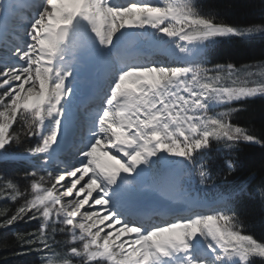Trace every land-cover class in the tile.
Wrapping results in <instances>:
<instances>
[{
  "label": "snow or ice",
  "instance_id": "snow-or-ice-1",
  "mask_svg": "<svg viewBox=\"0 0 264 264\" xmlns=\"http://www.w3.org/2000/svg\"><path fill=\"white\" fill-rule=\"evenodd\" d=\"M255 32L264 21L238 27L197 0H0V160L27 162L0 175V230L38 222L14 243L39 264H264L241 219L250 184L264 212V175H213L236 171L242 142L264 146L230 122V105L264 96V62L205 55Z\"/></svg>",
  "mask_w": 264,
  "mask_h": 264
},
{
  "label": "trees",
  "instance_id": "trees-1",
  "mask_svg": "<svg viewBox=\"0 0 264 264\" xmlns=\"http://www.w3.org/2000/svg\"><path fill=\"white\" fill-rule=\"evenodd\" d=\"M198 4L214 8L218 19L238 27H250L264 21V11L261 5L264 0H197ZM211 63H234L237 67L242 64H254L264 61V35H247L245 37H222L206 52ZM242 109L234 112L230 122L238 126L254 130L258 137L264 136V96L246 98L242 102L230 105ZM221 109L227 111L228 106ZM16 152L17 149H13ZM237 169L225 175V170H217L213 175L223 187L233 183H243L250 173L258 177L264 175V146L242 142L235 151ZM27 166L22 158L0 160V175H14L18 170ZM252 187L249 185V195L244 200V214L241 217L246 228L245 234H251L258 240L264 239V212L259 206V197L251 195ZM212 196V194H208ZM11 206V202L0 201V208ZM38 222H20L14 226V231L0 230V264H39V257L34 254H21L24 250L14 243V232L34 231Z\"/></svg>",
  "mask_w": 264,
  "mask_h": 264
},
{
  "label": "rangeland",
  "instance_id": "rangeland-1",
  "mask_svg": "<svg viewBox=\"0 0 264 264\" xmlns=\"http://www.w3.org/2000/svg\"><path fill=\"white\" fill-rule=\"evenodd\" d=\"M249 35H264V33H260V32H255V33H250V34H248V36ZM264 62V61H263ZM244 77L243 76H241V79H243ZM257 96H259V94L257 95ZM250 98H253V97H250ZM221 111H224L223 109L221 110V109H219V108H214V110H213V113H216V112H221ZM213 113H210V114H213ZM100 161H101V163H110V161H108V159H107V157H105V156H100ZM189 188H191V186L189 185L188 186ZM194 187V186H193ZM164 203L165 204H169V205H171L170 204V202H168V201H164ZM179 203V202H178ZM177 203V204H178ZM103 225H101V227H102Z\"/></svg>",
  "mask_w": 264,
  "mask_h": 264
},
{
  "label": "bare ground",
  "instance_id": "bare-ground-1",
  "mask_svg": "<svg viewBox=\"0 0 264 264\" xmlns=\"http://www.w3.org/2000/svg\"><path fill=\"white\" fill-rule=\"evenodd\" d=\"M99 69H100L99 66H92V67H90V68L87 70V72H86L85 74H87V75H95V73L98 72ZM98 73H99V72H98ZM85 74H84V76H85ZM86 79H87V78H86ZM87 80H89V79H87ZM169 206L172 207V205H169ZM175 206H177V205L175 204L174 207H175ZM180 207H181V205H180Z\"/></svg>",
  "mask_w": 264,
  "mask_h": 264
}]
</instances>
